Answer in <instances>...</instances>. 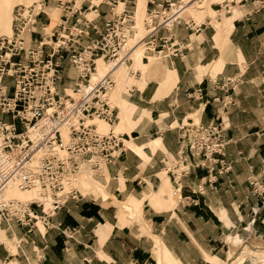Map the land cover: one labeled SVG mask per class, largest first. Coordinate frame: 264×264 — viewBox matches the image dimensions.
Segmentation results:
<instances>
[{
    "label": "crops",
    "instance_id": "1",
    "mask_svg": "<svg viewBox=\"0 0 264 264\" xmlns=\"http://www.w3.org/2000/svg\"><path fill=\"white\" fill-rule=\"evenodd\" d=\"M210 3L208 7L215 13L216 7ZM55 4V0H50L47 10ZM101 9L106 11L104 5ZM216 16L217 24L212 25L211 17H206L199 32L177 26L176 37L186 44L182 56L162 60L165 67L159 73L151 66L143 87L130 88L136 105H142L151 120L146 118L141 125L138 122L124 135L136 140L135 148L147 157L146 161L136 149L126 145L121 157L107 164L100 176L107 177L110 192L116 197L124 195V200L129 197L142 203L147 231L162 243L164 258H173L175 264H248L247 259H239L235 243L241 241L245 245V227L256 231L255 226L264 224V200L259 201L249 185L255 179L264 188V0H251ZM102 19L103 16L98 22L102 23ZM148 62L149 57L146 62L141 60L142 65ZM168 69L174 72L175 82L158 92L159 81ZM68 73L74 77L72 70ZM136 75L140 81L142 75ZM238 75L241 83L236 87V103L229 106L225 117V135L230 142L222 164L229 169L219 173L220 163L212 162L209 167L190 166L188 174L178 178L166 174L178 192V200L175 207L160 203L157 206L163 209L155 210L150 206L149 189L157 187L153 191H160L162 196L174 192L167 185L161 188L159 173L164 156H175L182 149L178 127L190 119L201 124L213 121L218 106L210 97H222L223 92L212 90V81ZM151 83L155 84L147 91ZM197 88L203 90V98H188L187 93ZM121 90H113L109 102H116L123 110L127 101ZM115 112L118 114L117 107ZM253 209L258 214L251 225ZM117 216L112 205L83 197L77 204L69 201L50 219L53 224L68 227L67 236L55 228L47 229L44 236L38 232L24 235L23 228L10 229L0 224L6 237L19 240L15 252L11 251L0 233V264H123L132 260L153 264L157 250L153 239L142 234L138 224L121 225ZM260 231L258 237L251 239L256 244L264 243V233Z\"/></svg>",
    "mask_w": 264,
    "mask_h": 264
},
{
    "label": "built area",
    "instance_id": "2",
    "mask_svg": "<svg viewBox=\"0 0 264 264\" xmlns=\"http://www.w3.org/2000/svg\"><path fill=\"white\" fill-rule=\"evenodd\" d=\"M49 1L17 5L12 33L0 36V224L23 228L24 235L44 236L47 229L55 228L67 236L68 227L50 219L69 201L77 204L84 197L73 179L81 170L101 176L125 149L123 134L98 129L99 121L112 127L118 117L107 97L115 84L111 74L90 81L96 60H119L131 66L137 47L143 50L142 60L148 61L150 55L172 60L181 57L186 46L177 40L175 28L183 25L199 32L205 24L183 17L187 0H146L144 33L136 38L138 0H55L58 22L45 32L51 24L46 11ZM249 1L221 0L215 11L229 13ZM64 79L72 80L75 96L60 90ZM240 83V76L212 81V90L223 92L222 97H210L220 104L215 119L208 124L190 119L178 127L182 149L175 156H164L167 174L178 178L187 175L190 166L209 167L212 162L220 163L219 173L229 169L222 164L230 142L224 116L234 103L229 91L234 92ZM203 95L201 88L187 93L191 99ZM249 183L254 192L263 194L255 179ZM10 185L38 192L48 199L47 207L37 199L6 197Z\"/></svg>",
    "mask_w": 264,
    "mask_h": 264
},
{
    "label": "rangeland",
    "instance_id": "3",
    "mask_svg": "<svg viewBox=\"0 0 264 264\" xmlns=\"http://www.w3.org/2000/svg\"><path fill=\"white\" fill-rule=\"evenodd\" d=\"M1 1H2V5L0 7V15H1L0 16V35H5V34L7 35L10 33V29L8 30V28L11 27L10 25H11L12 13H13L14 7L18 3L22 2V1H27V0H22V1L21 0H0V2ZM215 1H221V0H205V1L201 0L200 3H195L194 5H192L190 10L188 9V10L183 11L182 15L185 19L191 18V19L197 21L198 23L203 22L206 17H211V24L215 25V24H217V22H216L217 16L216 15L223 16V14H224V12L213 13L211 11V9L208 7L209 3L211 2L210 4H213V6L216 7L214 9L217 10V8H218L217 3H219V2H215ZM210 7H212V6H210ZM104 8H106V6H104ZM46 11L48 12V15L50 16L51 24L49 27H47L45 32H49L50 28L58 22V16H59L60 11H59V9H56V5L54 6V8L50 9L49 11L46 8ZM144 12H145V10L140 12V13L136 11L138 23L141 20L142 16L144 18V15H143ZM3 16L5 17L4 19H3ZM181 26H183V25H181ZM4 27L6 29H3ZM142 27H143V25H142V20H141V24L138 26V29L142 30ZM191 32H193V31H191ZM192 37L194 38V36H192ZM178 41H180V40H178ZM185 48H186V46H185ZM140 50L143 52L142 49H140ZM143 54L144 53H142V55ZM140 58L138 60L135 59V63L133 65V68L138 69V72L136 74H140V72H142V79L140 81H137L138 80L136 77L137 75L132 76L129 73L128 67L123 65L121 68H119L115 71L114 79L116 80V82H115L116 85L113 86V89H111L107 93V97H109L110 92H112L114 90L113 92L116 93L121 88L122 90H121L120 94L127 101V104L123 107V110H121V107L116 102L110 101V104L112 106L118 108V114H117L118 119L115 122V124L111 127L115 133H123V135H124L125 132H128L132 128H135L137 126L138 122H139L138 124H140V125L142 123L144 124L147 121L146 118H148V116H149V113L146 111V109L142 105H136V102L133 99V92H131L130 88L132 87V85H135L138 88L143 87V85L146 83L147 71H148V69H150L151 66H153V68L158 73H159V70L164 68L165 66H164V64H162V59L158 58L157 56H154V55L149 56V62L146 65H142ZM143 61L146 62V60H143ZM105 62L107 64H109L108 61H105ZM97 66H98V63H97ZM238 76H240V75H238ZM153 78L156 81L158 80L157 76H154ZM148 79L153 80L150 77ZM69 80L70 79H66V81H65V85H64L65 88H69L68 90H65V92L69 95L75 96L72 93V89H71L72 83L71 82L69 83ZM123 80H124V82H122ZM174 82H175L174 72L172 70L168 69L165 73V76L159 81L158 92H159V90H162L164 87L170 88L174 84ZM154 84L155 83H151V85L149 86V89L147 91L151 90V86ZM64 86H62V88ZM61 91H62V89H61ZM235 92H236V87H235L234 92H232L231 90L229 91V93L233 94L232 101H234V103H236L234 100ZM147 95H148V92H146V96ZM231 105L232 104H230L229 106H231ZM217 106H220V104ZM121 111H123V116L120 115ZM136 117H137V120L136 119L134 120V118H136ZM225 117L226 116H224V119H225ZM148 120H151V119L148 118ZM194 121L197 122L198 120L194 119ZM100 123H102V122L99 121L98 124H100ZM100 128L102 131H107L110 127H108L107 125L101 124ZM123 138L129 139V137H127L125 135ZM135 141H136L135 139H129V142L124 141L125 148L127 145L128 147H130L132 149H136V151L137 150L139 151V148H135ZM156 141H157V139H154V142H156ZM138 153L140 154L141 157H144L145 161H146L147 157L145 155H142L141 151ZM169 157H171V156H169ZM163 166H164V164H163ZM166 174L167 173H165L164 169H162V173H159L161 181L163 182V183L161 182L162 183L161 188L164 185L170 186L172 188ZM79 178H80L79 181L82 184H83V181L85 183H87L88 185L90 184V187H86L78 181L79 182L78 186H79L81 193L83 194L84 198H87V199L90 198L92 201H95L97 203H100L103 200V204L112 205V207L116 208V210H117L118 221L121 225L138 224L140 227V232L144 235L150 236L153 239L154 245L157 248V250L154 251L155 261H153V264H156V263L157 264H168V261L175 264V261L173 260V258H164L163 252L161 253V251H160L161 246H163L162 243L160 242V240L157 237L153 236L150 231H147L148 227H146V225H145V220H144L145 217L143 214V210H142L143 207H142L141 202L137 203L135 200L133 201L129 197L126 200H124V195H123V197H121V196L116 197V195H114L110 192V189L107 185L108 183L106 182L107 177H105V179H102V177L95 176L92 173H90V171L85 170V171H83V173L81 174V177H79ZM157 181L160 183L159 179H157ZM249 185H250V183H249ZM250 187H251V191L257 196L259 201H263L264 200V192L262 195H259L257 192L253 191L251 185H250ZM156 188L157 187H154V189H149L150 193H149L148 199L150 202V206H152L157 211L160 209H163V208H159V206H157V205H160V203L162 205L164 204L167 207H169V206L175 207V203L178 200V197H177L178 192H176L172 188L174 191L172 195L164 194L165 196L164 195L162 196L160 191L157 193L153 191V190H156ZM161 188H160V190H161ZM14 192H15V195H14L15 197L37 199V200L41 201L42 203H44L46 205V207L48 205V199L47 198H45L43 195H42L43 197H41V198L38 196L37 197L32 196V194H31L32 190H30V191L29 190L28 191H19L16 189ZM176 197H177V199H176ZM127 202H130V204L128 205ZM252 213H253V218L251 219V225H253L255 223V219H256V215L258 214V211L256 209H253ZM261 225H262V227H260V228L257 226L254 227L256 229V231H253V229L249 226L245 227V232H246V235L248 237L246 238V243L244 246H243V242H241V241L238 242L236 240L237 242L235 244L238 245L236 247L238 248L237 254H239L238 255L239 259L240 260L241 259H247L246 263H248V264H264V243L256 244L254 241H251V239H253L252 237H254V236L258 237V235L260 234L259 233L260 230H262L260 232L264 233V224H261ZM38 226H39L40 230L43 231L40 223H38ZM0 233H1L2 241L5 242L6 246L9 248V250L15 252L16 247H17V243L19 240H16L14 237L12 239L10 237H6L4 231H0ZM250 244L256 245L258 247H252V246H250ZM157 253H159V254H157ZM205 258L207 260L213 261L210 258H207V256Z\"/></svg>",
    "mask_w": 264,
    "mask_h": 264
},
{
    "label": "bare ground",
    "instance_id": "4",
    "mask_svg": "<svg viewBox=\"0 0 264 264\" xmlns=\"http://www.w3.org/2000/svg\"><path fill=\"white\" fill-rule=\"evenodd\" d=\"M22 1V0H21ZM32 0H27V1H22V2H20V3H18L17 5H19V4H21V3H24V4H29L30 2H31ZM187 7L185 8V10H190V8L192 7V5H194L195 3H193L191 0H187ZM218 2H220V1H218ZM1 5H2V1L0 2V7H1ZM7 5V4H6ZM16 5V6H17ZM121 5L122 4H119V7H121ZM15 6V7H16ZM15 7H14V9H15ZM201 7V6H200ZM145 8H146V0H138L137 1V5H136V9H135V21H136V24H135V37L136 38H138V37H140V36H142L143 35V33H144V18H143V16H142V18H141V20H142V25H143V27H142V30H139L138 29V26L141 24V20L139 21V23L137 22V15H136V11L137 12H142V11H144L145 10ZM56 9H58L57 7H56ZM184 10V11H185ZM13 12H14V10H13ZM215 13H216V11H215ZM144 17H145V12H144ZM1 16V15H0ZM5 17L3 16V19H4ZM12 19H13V13H12ZM3 21V20H2ZM10 26H12V20H11V25ZM3 29H6L5 27L3 28ZM10 29V33L9 34H5V36H9L11 33H12V27H10V28H8V30ZM3 31V30H2ZM0 36H3V35H0ZM132 42V41H131ZM140 49H142L141 47H137L133 52H132V54H131V58H132V65L131 66H129V65H127V64H125V63H123V62H120L119 60H113V61H110V62H108L109 64H107L103 59H101V58H98L97 60H96V70L91 74V79H90V81H91V83H94V82H96L97 80H98V78L99 77H101V76H103V75H105V74H111V76H112V78L114 79V71H115V69H117V67H119V66H123V65H125L126 67H128V69H129V73L132 75V76H134V75H136V72H138V69H135V68H133V65H134V63H135V59H139L141 56L143 57V55H142V51L140 50ZM142 57H141V59H140V61L142 60ZM104 62H103V61ZM97 63H98V66H97ZM140 74L142 75V73L140 72ZM114 81H115V79H114ZM114 86H115V84H114ZM72 89V88H71ZM112 89H113V87H112ZM73 93V92H72ZM110 94H111V92H110ZM110 94H109V96H110ZM108 102H109V97H108ZM110 103V102H109ZM101 124H104V125H107L108 126V124H106V123H104V122H102V123H100V124H98V129L101 131V132H106V131H102L101 130V128H100V126H101ZM108 127H110V126H108ZM109 129H112L111 127L109 128ZM108 129V130H109ZM107 130V131H108ZM120 134V133H119ZM121 134H123V133H121ZM125 140V142H127V140L126 139H124ZM105 169V168H104ZM104 169H103V172H102V174H101V176L103 175V173H104ZM83 171H85V170H81L80 172H79V174H77V176L73 179V181H72V183H73V185H75L79 190H80V188H79V186H78V184H79V177H81V174L83 173ZM88 171V170H87ZM78 179V180H77ZM79 181V182H78ZM81 183V182H80ZM82 184V183H81ZM84 184V183H83ZM19 190V191H28V190H20V189H18L15 185H10V186H8L7 187V189L5 190V196L6 197H9V198H14V199H18V200H21V201H27V202H29V201H32V200H34V199H30V198H20V197H15L14 195H15V190ZM80 192H81V190H80ZM31 194H32V196H34V197H43L41 194H39L38 192H36V191H32L31 192ZM44 204V203H43ZM45 205V204H44ZM45 207H46V205H45ZM41 225V224H40ZM42 229H43V231H44V228L42 227Z\"/></svg>",
    "mask_w": 264,
    "mask_h": 264
}]
</instances>
